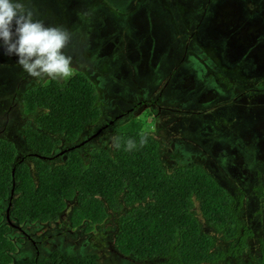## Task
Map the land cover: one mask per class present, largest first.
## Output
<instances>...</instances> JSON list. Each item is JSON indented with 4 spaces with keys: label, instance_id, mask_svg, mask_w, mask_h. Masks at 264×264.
<instances>
[{
    "label": "rangeland",
    "instance_id": "obj_1",
    "mask_svg": "<svg viewBox=\"0 0 264 264\" xmlns=\"http://www.w3.org/2000/svg\"><path fill=\"white\" fill-rule=\"evenodd\" d=\"M24 2L34 19L68 31L63 51L71 57L72 69L86 74L95 86L101 116L79 141L116 119L83 147L111 150L114 127L130 115L136 117L143 131L159 140L160 159L167 172L180 165H204L235 201L242 202L235 215L251 237L241 252L218 264H260L258 243L264 242V0ZM14 60L0 55V136L24 152L27 147L21 129L32 126V117H23V123L14 103L20 92L39 80L24 74ZM141 100H147V105L136 104ZM150 100L157 105H150ZM86 150L81 151L84 157ZM54 155L45 160L50 166L62 162L61 156ZM76 205L67 202L55 221L19 225L41 242L37 258L57 250L77 258L98 255V264L160 262L116 253L112 238L120 213L106 210L107 217L90 232L84 231L85 223L71 227L69 217ZM194 213L199 216L196 206ZM17 232H10L16 246L11 256L24 261L34 253L29 243L15 242L21 239ZM215 235L216 247L226 250L228 242L221 240L220 233Z\"/></svg>",
    "mask_w": 264,
    "mask_h": 264
},
{
    "label": "trees",
    "instance_id": "obj_2",
    "mask_svg": "<svg viewBox=\"0 0 264 264\" xmlns=\"http://www.w3.org/2000/svg\"><path fill=\"white\" fill-rule=\"evenodd\" d=\"M95 90L86 74L73 70L67 80L46 79L19 93L16 113L23 123V117H32V126L21 129L24 152L0 138V264H98V255L77 258L57 250L41 258L34 254L24 261L13 260L16 246L9 224L3 222L8 203L10 219L43 224L55 221L66 203L75 201L69 225L85 223V232L104 221L106 210L120 213L112 245L120 256L139 261L218 264L241 252L251 237L235 215L242 202L235 201L204 165H180L167 172L159 140L143 131L136 117L130 115L114 127L115 136L122 138L135 140L138 133L146 134L147 142L136 150H86L85 143L70 149L101 116ZM85 150L87 157L81 153ZM54 154L62 162L50 166L45 160ZM215 233L228 242L226 250L216 247ZM258 244L259 263L264 264V242Z\"/></svg>",
    "mask_w": 264,
    "mask_h": 264
},
{
    "label": "clouds",
    "instance_id": "obj_3",
    "mask_svg": "<svg viewBox=\"0 0 264 264\" xmlns=\"http://www.w3.org/2000/svg\"><path fill=\"white\" fill-rule=\"evenodd\" d=\"M68 40L66 29L34 19L24 0H0V55L15 57L14 64L27 76L54 81L70 78L71 57L63 51ZM110 141L113 149L129 152L144 146L147 137L138 133L135 140L112 136Z\"/></svg>",
    "mask_w": 264,
    "mask_h": 264
},
{
    "label": "flooded vegetation",
    "instance_id": "obj_4",
    "mask_svg": "<svg viewBox=\"0 0 264 264\" xmlns=\"http://www.w3.org/2000/svg\"><path fill=\"white\" fill-rule=\"evenodd\" d=\"M46 79L47 78H42L39 81H37V83H44L46 81ZM37 83H35V84H37ZM35 84H33V85H35ZM5 98H6V96H5ZM149 102H151L150 105H157V103L154 102V100H150ZM10 103L12 104V102H10ZM147 103H148L147 100H141L140 102L137 101L136 104L137 105L140 104V106L141 105L143 106V105H147ZM14 104L18 105L17 102L14 103ZM11 107L12 106H10V108ZM9 197H10V199L12 198V191L9 192ZM8 209H9V203H8V206L5 209V217H4V221H3V222L6 221V223L9 224V226H10L9 232L12 231V230L18 231L17 233L20 235V237L22 239L21 240L22 243H24V241H25V243H29L30 244V247H29L30 250L31 251L33 250L34 251V254L37 255L38 254V246H39V244L41 242L39 240L33 239V236H32L31 233H28L27 230L22 229V227L19 226L21 223H17L13 218H11L12 219L11 220L10 219V216L8 217ZM49 237H50V235L48 237H44V238L47 239ZM35 258H37V256Z\"/></svg>",
    "mask_w": 264,
    "mask_h": 264
},
{
    "label": "water",
    "instance_id": "obj_5",
    "mask_svg": "<svg viewBox=\"0 0 264 264\" xmlns=\"http://www.w3.org/2000/svg\"><path fill=\"white\" fill-rule=\"evenodd\" d=\"M107 125H108V124H106V125L102 126L101 128H99V129L96 131V133H94V134H97L99 131H101L103 128H105ZM94 134H92V135H90V137H88V138H86V139L80 141V142H79L78 144H76L75 146L70 147V149H73L74 147H77V146H81V145H83L85 142H87L88 140H90V139L94 136ZM62 152H63V150L60 151V152H58L57 155H58V154H61ZM12 172H13V169H11V173H12ZM12 184H13V181H12Z\"/></svg>",
    "mask_w": 264,
    "mask_h": 264
}]
</instances>
